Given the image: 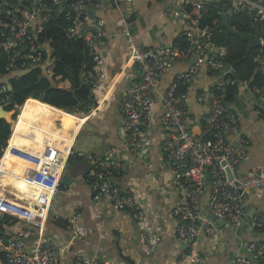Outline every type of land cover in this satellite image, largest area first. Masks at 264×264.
<instances>
[{
  "label": "built area",
  "instance_id": "built-area-1",
  "mask_svg": "<svg viewBox=\"0 0 264 264\" xmlns=\"http://www.w3.org/2000/svg\"><path fill=\"white\" fill-rule=\"evenodd\" d=\"M209 1L217 3L221 16L245 13L253 23L264 28V0H175L170 14L172 18L187 23L179 37L185 38V43L182 45L177 40L169 46L145 47L129 38L125 65L135 66L136 73L128 87L122 90L119 103L127 134L125 141L137 153L151 142L147 134L163 75L179 62L188 65V69L178 73L161 95L164 113L159 144L162 160L172 171L175 184L184 198L173 214L179 221L176 242L185 248L182 255L186 264H207L199 242L212 241L217 234L219 225L211 215L224 219L230 228L241 226L249 216L247 197L264 195V168L240 173L248 140L242 135L240 118L232 103L225 99V92L220 95L201 92L197 96L199 101L208 103L205 116L213 122L211 138L200 139L191 127L188 88L201 71L218 76L217 89L235 85L234 97L243 87L249 88L255 95L256 113L264 118V88L232 76L235 68L226 62V48L216 42L213 29L202 23V11ZM100 4V0H0V25L3 18L10 28L0 41V47L11 56L8 68L27 70L28 67L40 66L53 72L55 59L51 54V41H41L40 34L53 15L62 14L68 36L85 41L96 60L87 73L91 76L87 82L93 84L96 97L100 94L99 97H106L105 101L110 100L118 79L108 80L106 61L99 46L110 38L106 20L99 13ZM225 4L228 5L226 10L223 8ZM254 36L261 41L256 60L264 65V35ZM10 90L7 84L0 85V104L12 103ZM230 133L240 138V145L229 139ZM46 141L42 151L24 150L23 157L28 158L31 166L24 179L43 188L49 194L48 202L39 205L28 199L15 200L0 183V264H69L63 247L48 233V226L51 198L60 187L73 152L70 149L66 153L56 141ZM10 148H4L0 168L6 152L15 149ZM90 159L88 180L95 185L96 200L108 199L118 210L133 212L135 218L145 222L146 213L135 192L122 188L117 182L132 169L120 149L113 147L103 156L95 155ZM228 170L232 172L233 179L229 178ZM206 195L209 197L207 212L203 205ZM68 222L73 224L76 236L86 234L83 226H76L74 215L69 216ZM248 223L252 230L264 232V210L259 209L250 215ZM145 238L148 249L152 251L158 245L159 231L147 229ZM72 264L110 263L100 257L76 254ZM231 264H264V240L248 242L246 255L236 256Z\"/></svg>",
  "mask_w": 264,
  "mask_h": 264
},
{
  "label": "crops",
  "instance_id": "crops-1",
  "mask_svg": "<svg viewBox=\"0 0 264 264\" xmlns=\"http://www.w3.org/2000/svg\"><path fill=\"white\" fill-rule=\"evenodd\" d=\"M100 1L99 13L106 20L110 38L102 41L99 46L106 61L108 80L118 79L117 87L110 100L105 101L106 97H99V94L97 106L89 113L74 114L78 122L75 133L69 141L68 150L72 149V152L78 154V149L86 148V155L84 156L82 152L80 155L86 158L85 164L89 166L84 164V167L77 170H71L68 166L65 176H70L72 183L60 184L51 198L48 233L63 247L69 264H72L76 254L100 257L110 264H186L182 255L185 248L180 247L176 242L179 221L173 214L174 209L184 202V198L182 191L175 184L172 171L162 160L159 144L162 139L161 118L164 113L161 95L178 73L188 69V65L179 62L163 75L153 120L147 134L151 142L142 146L137 153L133 152L125 141L127 134L119 103L122 90L128 87L136 73L135 66L126 67L125 65L129 50L128 39L131 38L136 44L145 47L169 46L177 41L186 29L187 23L184 20L172 18L170 7L175 0ZM44 45L47 49L49 48L47 43ZM43 69L46 73L53 74L52 70ZM218 79V76L201 71L194 77L188 88L187 105L193 121L191 127L200 139L205 133L201 122L206 117L208 103L199 101L197 96L201 92L214 93L219 85ZM36 99L41 101L39 98ZM232 107L240 118L242 135L248 140L240 173L243 174L253 168H264V118L256 113L255 95L249 88L243 87L233 100ZM11 110L13 111L12 133L6 144H3L4 148L7 146L15 148L12 150L10 148L5 154V156L8 155L9 162L13 163L14 157L21 154L23 149L27 151L36 149V144L25 145V141L37 142L40 148L35 150L36 152L44 149L47 145L46 139L49 143L56 141L62 147L68 143L66 139L60 141L55 137L57 136L55 124L62 125L59 120L53 121L50 129H45L42 144L33 134L29 138L20 135L14 129V121L18 119L20 111L16 112L15 108ZM86 125L87 137L84 139L83 148L75 149ZM15 137H20L21 140L24 138L23 144L19 141L15 142ZM229 139L236 145H240V138L236 134L230 133ZM113 147H118L123 158L132 165L130 172L119 178L117 182L122 188L135 192L137 201L146 213L145 222L135 218L133 212L118 210L108 199L99 201L95 198V185L88 180V172L91 168V162L88 160L95 155L103 156L106 150ZM27 159L22 156L23 166H30ZM6 172L20 178L16 173L2 170L3 175ZM5 189L15 200L28 199L20 197L18 191L14 193ZM56 197L58 202L55 201ZM208 198L207 195L203 198L205 212L208 210ZM48 200L49 194L43 190L40 201L45 203ZM259 209L264 210V195L259 198L251 194V197L248 196L246 199V210L249 215L247 222L233 228L226 224L219 226L212 241L199 242V246L206 254L207 264H231L236 256L246 255L248 242L264 240V232L252 230L248 223L250 215ZM72 215L75 217L76 226L81 225L85 228L84 236H76L73 233V224L68 222L69 216ZM150 228L159 231L160 236L158 245L152 251L148 249L145 238V232Z\"/></svg>",
  "mask_w": 264,
  "mask_h": 264
},
{
  "label": "trees",
  "instance_id": "trees-1",
  "mask_svg": "<svg viewBox=\"0 0 264 264\" xmlns=\"http://www.w3.org/2000/svg\"><path fill=\"white\" fill-rule=\"evenodd\" d=\"M190 10L192 13L195 11L192 7H190ZM202 14L203 25L213 29L216 42L227 50L226 62L235 68V73L232 76L241 80H248L252 85L256 84L264 88V65L256 60V56L261 49L255 48L249 51L248 43L238 36H226V28L220 24L222 16L218 12L216 2H207ZM1 19L0 41L4 38V34L10 30L6 26L7 22L3 18ZM217 20L218 22H216ZM229 23L239 33L264 35L263 26L253 23L245 13L229 15ZM65 28V19L62 14L53 15L44 24L40 40L43 42L51 41V54L55 59L53 74L46 73L40 66H35L28 67L24 74L13 77L10 80L12 103L9 104L8 108L13 109L15 104L21 106L26 101L22 106L18 119L14 121V129L23 136L34 134L36 140L41 144L44 142L45 129H50L53 126V121H61L62 125L55 124L57 131L55 137L60 141L68 140V143L62 147L64 151L68 150L69 141L76 130L78 119L75 115H85L98 104L93 84L87 82L91 77L87 73L92 69L96 60L90 54L85 41L69 37ZM177 40L182 45L185 43V38H178ZM10 62L11 56L0 47V76H5L19 69L13 68L10 70L8 68ZM66 83L69 85L66 86ZM235 87L231 84L225 85L223 89H217L214 93L220 95L225 92V99L232 103L235 99L233 95ZM32 96L46 103L38 101ZM201 125L205 131L202 139L211 138L213 122L206 116ZM11 133V123L0 118V142L5 145ZM22 140L20 137L14 138L15 142L22 143ZM24 144L29 146L36 144V149L33 148L30 151L40 148L35 141H25ZM24 152L23 149L21 154L15 156L13 163L9 162L8 155L3 158L0 183L14 193L18 191L20 197H27L30 202L42 205L40 198L43 188L33 186L24 179L31 169L29 165L23 166L22 156ZM2 155L3 151H0V159ZM74 158L84 160L83 156L80 157L77 153H73L70 155L68 162L70 163ZM2 170L16 173L20 178H16L9 172L3 175Z\"/></svg>",
  "mask_w": 264,
  "mask_h": 264
},
{
  "label": "water",
  "instance_id": "water-1",
  "mask_svg": "<svg viewBox=\"0 0 264 264\" xmlns=\"http://www.w3.org/2000/svg\"><path fill=\"white\" fill-rule=\"evenodd\" d=\"M227 7H228V5L225 4L223 6L224 10H226ZM221 25H223L226 28V36L227 37H229L230 35H235V36H238L241 40L247 42L249 51L252 49L260 47V45H261L260 39L256 38L252 34L239 33L234 28L231 27V25L229 23V15L228 14H226V13L223 14L222 20H221ZM26 71L27 70H16L10 74H7L3 77H0V85L1 84H7L9 86V88L11 89L10 80L13 77H17V76L24 74ZM8 108H9V104H0V118L5 119L6 121L10 122L12 125L11 118H12L13 111L11 109H8ZM3 150H4V145L0 142V151H3ZM228 174H229V178L233 179L232 172L228 170ZM208 178L210 179L211 176L208 175ZM70 183H72V178L70 176H64L61 180V184H70ZM211 217L213 219L217 220L219 226H224L226 224L224 219L218 218L216 215H211ZM5 241L7 242L8 240L5 239Z\"/></svg>",
  "mask_w": 264,
  "mask_h": 264
},
{
  "label": "rangeland",
  "instance_id": "rangeland-1",
  "mask_svg": "<svg viewBox=\"0 0 264 264\" xmlns=\"http://www.w3.org/2000/svg\"><path fill=\"white\" fill-rule=\"evenodd\" d=\"M14 108H15V110H16V112H19L20 111V108H21V106L20 105H17V104H15L14 106H13ZM14 117H16V116H14ZM86 137H87V125H86V127H85V129L82 131V133H81V135H80V138H79V141H78V144H77V146H76V148L75 149H78V148H83V143H84V139H86ZM89 146V145H88ZM78 155L81 157V152L83 153V155L85 156L86 155V148H84L83 150H80V149H78ZM73 153H75V152H73ZM72 153V154H73ZM86 158H84V160H80L79 158H74L70 163L68 162V164H69V167H70V169L71 170H74V169H79V168H81V167H84L86 164V160H85ZM69 161V160H68ZM89 162H91V160H90V158H89V160H88ZM85 164V165H84ZM83 165V166H82ZM87 167L89 166V165H86ZM68 170V169H67ZM59 195H60V193H59ZM55 201L56 202H58V197H56V199H55ZM46 202V201H45ZM41 204H43L42 202H41Z\"/></svg>",
  "mask_w": 264,
  "mask_h": 264
},
{
  "label": "bare ground",
  "instance_id": "bare-ground-1",
  "mask_svg": "<svg viewBox=\"0 0 264 264\" xmlns=\"http://www.w3.org/2000/svg\"><path fill=\"white\" fill-rule=\"evenodd\" d=\"M33 135H34V134H33ZM29 137H31V135L28 136V138H29ZM34 137H35V135H34ZM35 139H36V137H35ZM68 151H69V150H65L66 153H68Z\"/></svg>",
  "mask_w": 264,
  "mask_h": 264
}]
</instances>
